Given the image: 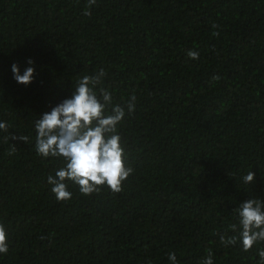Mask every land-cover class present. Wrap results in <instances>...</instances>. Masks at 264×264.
I'll list each match as a JSON object with an SVG mask.
<instances>
[{
    "label": "trees",
    "instance_id": "obj_1",
    "mask_svg": "<svg viewBox=\"0 0 264 264\" xmlns=\"http://www.w3.org/2000/svg\"><path fill=\"white\" fill-rule=\"evenodd\" d=\"M87 3L0 0V264H198L209 250L213 264H257L264 242L245 252L218 234L264 200V0H96L85 16ZM28 60L19 85L11 66ZM101 68L113 104L136 96L117 126L134 173L117 194L69 182L58 202L47 177L63 161L36 154L34 121Z\"/></svg>",
    "mask_w": 264,
    "mask_h": 264
},
{
    "label": "clouds",
    "instance_id": "obj_2",
    "mask_svg": "<svg viewBox=\"0 0 264 264\" xmlns=\"http://www.w3.org/2000/svg\"><path fill=\"white\" fill-rule=\"evenodd\" d=\"M96 4V0H88L83 15L89 16V9ZM213 29L219 26L212 24ZM213 36L219 32L214 31ZM192 60L199 58V53L189 51ZM28 67L20 74L17 64L11 66L13 79L19 85L28 86L33 81V61L28 60ZM106 72L99 69L94 75H83L74 87L70 98H66L51 109L43 113L34 121L35 144L34 150L38 156L47 159L57 158L63 161V167L49 174L47 183L51 185V192L58 202H66L72 194L68 191V183L78 187L83 196L99 194L103 188L117 194L134 169L125 163L126 153L122 137L118 134L117 126L125 116V109L131 115L135 111L136 96L131 95L123 104H113L111 93L98 87L102 84ZM213 76L212 80H219ZM0 131L8 133L7 122H0ZM17 140L27 144L28 136H4V141ZM17 151L11 145L8 155ZM255 173L249 171L243 177L245 184L254 182ZM237 223L231 224L230 230L235 233L230 237L220 235V243L225 247L236 246L239 243L242 251H249L258 242H264V200L250 198L233 209ZM43 239V237H41ZM9 242L6 230L0 223V255H6ZM257 264H264V248L258 249ZM170 264H178L176 254H168ZM198 264H213L212 252Z\"/></svg>",
    "mask_w": 264,
    "mask_h": 264
}]
</instances>
